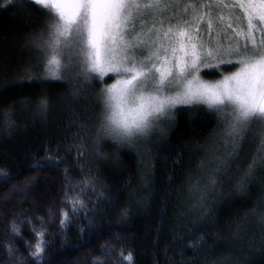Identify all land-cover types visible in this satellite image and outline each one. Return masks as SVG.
Listing matches in <instances>:
<instances>
[{"label":"trees","instance_id":"obj_1","mask_svg":"<svg viewBox=\"0 0 264 264\" xmlns=\"http://www.w3.org/2000/svg\"><path fill=\"white\" fill-rule=\"evenodd\" d=\"M45 24L38 5L0 0V264H36L33 227L44 264H264V169L239 186L254 144L230 158L217 114L189 107L145 141L100 135L113 80L44 76L31 41ZM69 200L85 207L61 228Z\"/></svg>","mask_w":264,"mask_h":264},{"label":"snow or ice","instance_id":"obj_2","mask_svg":"<svg viewBox=\"0 0 264 264\" xmlns=\"http://www.w3.org/2000/svg\"><path fill=\"white\" fill-rule=\"evenodd\" d=\"M26 2L38 5L46 17L44 29L31 43L45 54L50 72L78 68L85 80L101 83L109 73L114 74L111 78L116 83L101 92L104 119L100 135L130 142L145 135L162 118L171 119V110L178 105H207L221 119V135L230 158L239 156L243 143L255 146L239 186L244 187L258 168L264 169V0H197L208 11L196 18L195 26L189 21H177L165 27L160 19L159 28L156 23L146 27L145 14L152 15L153 9H167L177 0ZM196 6L188 4L184 10ZM213 8L226 11L227 19L220 12L213 18ZM237 9L246 19L243 26L241 17L234 15ZM205 17L206 28L201 30L199 22H204ZM214 19L222 29L215 37ZM221 35L227 46L220 43ZM221 65L237 70L224 75ZM204 69L209 70L208 75L214 70L222 79L205 83L200 75ZM42 107L46 108V103L42 102ZM4 175L0 169V177ZM209 183L214 189L216 178H210ZM75 203L68 201L69 211L59 221L61 228L71 223L70 213L78 214L85 207H74ZM261 222L264 223V216ZM41 227L46 229L47 223L42 221ZM11 231L14 236L20 235L15 225ZM32 231L37 242L29 245L25 241L34 249L29 256L36 264H44L49 241L35 227ZM7 250L14 255L10 245ZM121 259L131 264L130 253H121Z\"/></svg>","mask_w":264,"mask_h":264},{"label":"rangeland","instance_id":"obj_3","mask_svg":"<svg viewBox=\"0 0 264 264\" xmlns=\"http://www.w3.org/2000/svg\"><path fill=\"white\" fill-rule=\"evenodd\" d=\"M6 1L17 2L19 0H6ZM162 2H163V0H162ZM230 2H231V0H225V3H230ZM188 4H196L197 6L195 8L188 7L187 10L185 11L184 10L185 5H188ZM207 11H208L207 8H201L199 6V3L197 2V0H177L176 3L172 4L167 9H164V10L153 9V10H151L152 15H148L146 13L145 14V19L147 21L146 27H151L152 23H156L157 28H159L160 25H159L158 21L160 19L164 20L165 27H167L170 22L172 24H175V23H177V21H179L181 23H183L184 21H189L193 26H195L197 24V22H198L196 18H198L202 13L207 12ZM218 12H220L221 14H224L226 19H227V12L226 11L220 10V9H215V8H213V10H212L213 18H215V16L217 15ZM234 15H238V16L241 17V20H240L241 26H243L246 23V19L244 18L243 13H242L241 10H239V9L235 10ZM153 17H154V19H153ZM206 19L207 18L205 17V21L204 22H199V27L201 28V30L206 28ZM233 27L234 28L236 27L235 23H233ZM160 30H161V32L164 31V29H160ZM217 31H222V29H221V26L218 23H216L215 19H214V27L212 29V36L213 37H215V33ZM231 31H232L231 29L228 30L229 34H231ZM220 43H224L225 46H227L225 41H224V39H223V35H221ZM211 46H213V47L215 46V40H213ZM46 65H47V58H46V56H44V64H43V68L41 70L42 74H44V76H46V77L49 76L51 79H56L57 75L60 73L61 70H59L57 72H50ZM225 66H227V65H221V68L225 67ZM229 66H231V65H229ZM236 70H237V67H235V69L230 71L229 73H225L224 75H231L232 72H234ZM208 71H209L208 69H204L201 72V74H200L201 75V79L205 83H217V82H219L220 79H222V76L220 74H219L220 76H218V78L216 77L217 79L215 78V76H216L215 74L216 73H215L214 70H212L213 74H211V75L206 74ZM113 75L114 74L109 73L108 76L104 77V79H106V80L109 79V78H110V80H113L112 82L107 84L106 87H109L112 84L116 83V79L111 78ZM77 76H79L80 79H84L83 76L80 75V72L77 74ZM182 107H189V109L204 108V109L209 110L207 105H198V106L197 105H178L175 109H172L171 111L175 115L176 111H178ZM209 111H211V110H209ZM211 112H213V111H211ZM174 115H172L171 119L162 118L161 120L157 121L152 126V128L149 129V131L145 135L140 136V137H134V138L131 139L130 142L145 141L146 139L151 138V136L154 135L155 133L161 132L163 127H165L167 124H169L173 120ZM221 127L223 128L222 124H221ZM222 132H223V130H222ZM222 132L220 133L219 138H220V140L222 141V143L224 145V142H223V139H222V135H221ZM107 136H109V135H107ZM109 137L114 138L119 143H126L127 142V141L121 140L120 138H117V137H113V136H109ZM220 165H222V161H220L219 166ZM208 166H209L208 174H210L211 170L213 171L214 169H211L210 165H208Z\"/></svg>","mask_w":264,"mask_h":264}]
</instances>
